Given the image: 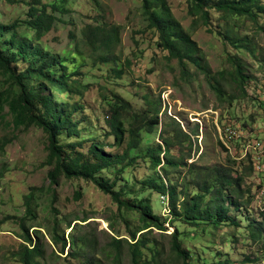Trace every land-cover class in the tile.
Masks as SVG:
<instances>
[{"label":"rangeland","instance_id":"1","mask_svg":"<svg viewBox=\"0 0 264 264\" xmlns=\"http://www.w3.org/2000/svg\"><path fill=\"white\" fill-rule=\"evenodd\" d=\"M33 1L11 0V3L10 0H0V25L13 26L18 22V32L28 36L22 41L30 45L29 53L48 55L63 63L67 72L63 73L57 68L56 77L64 74L73 76L70 84L79 85V94L76 96H55L59 107L66 112H73L76 107L81 109L75 115L76 121H82L79 127L81 138L64 139V144L83 142L82 149H78L82 152H87L92 145L101 144L106 147L105 153L120 157L124 147L117 148L114 138L107 136L110 135L107 126L110 119L109 102L113 95L129 103L133 113L148 114V118H151L155 111H159L158 125L151 134H141V144L130 154V158L136 160L135 163L122 174L119 171L126 162L111 167L98 178L109 184L115 183V191L127 185V193L145 200L150 204L153 214L167 219L165 232L152 229V233L147 236L149 240L157 242L159 248H164L161 264H182L176 262L169 253V236L176 227L182 233L185 247L199 255L198 264H203V260L209 264L225 261H229V264H264V183L260 184L254 172H249L250 162L241 165L238 161L233 164L231 161L236 154H226L217 144L219 131L228 125L239 128L246 125L247 128L264 130V14L259 17L256 26L245 19L224 21L221 15L212 12L211 28L200 23L194 30L187 0H165L174 18L200 50L197 58L210 76L208 79L207 72L188 65L190 77L185 78L178 63L170 61L168 53L158 48L157 34L147 29L142 0H42L44 5L56 4L64 12L56 13L59 22L38 44L31 41L35 33L23 24L29 13L26 5ZM261 4L264 7V0H261ZM104 24L120 29V44L107 64H103L89 50L82 37L87 27ZM210 29L212 34L209 33ZM226 36L231 41H226ZM236 47L243 48L238 50ZM237 59L253 83L246 92L250 99H241L236 85L231 82L230 75ZM26 68L21 63L15 69L23 72ZM116 69L123 72L120 80L113 74ZM220 73L225 74V82L221 81ZM215 81L221 84L220 95L211 87ZM258 86L259 92H256ZM35 87L36 84H32V88ZM10 91L7 79L0 76V94ZM251 99L260 101L263 111ZM133 113L123 119L126 128L133 123ZM11 121V118L7 119V123ZM179 131L187 138H182ZM195 131L197 134H194ZM4 139L13 140V143L6 148L5 153H0V264H19L12 260V254L20 251V245L23 244L20 236L23 232L14 218L24 217L25 198L33 189L43 190V193L36 196L33 203L35 220L27 221L25 228L32 239L36 237L34 230L41 233L38 236L43 239L40 243L45 253V264H85L84 259L72 260L68 257L71 230H76V224L85 225L81 231L97 240L99 259L96 258L92 264H112L113 257H106L108 251L103 249L108 248L110 237H115L116 233L109 231L107 221L116 232L120 230V234L125 235L126 222L130 220L135 226V216L119 213L109 197L83 181H66L62 178L48 193L51 188L48 179L51 168L46 166L48 141L42 131L35 128L14 131L13 127L7 128L4 123L0 126V141ZM173 139L181 145V148L170 151L172 159L179 166L169 169L165 177L162 166L153 168L149 153L162 146L163 141ZM205 169L224 171L234 179L243 176L242 190H252L253 198L258 195V191L261 192L262 202L254 200L249 212L234 210L230 213L240 223V229L223 227L215 232L209 230L212 232L209 236L191 226L171 223L169 200L166 197L161 199L147 184L154 182L156 185L174 186L176 194L184 190L188 195L197 192L193 181L197 175L201 178ZM75 193L81 194L79 201H75ZM127 199L132 197L128 196ZM182 201L183 198H180L176 203L178 210ZM54 215L58 216V220H64L57 230L59 235L64 234L67 241L62 255L58 253L60 246L54 248L50 241ZM84 217L90 219L85 223L76 221ZM68 224L70 228L67 229ZM250 226L263 232L262 240L255 242L250 238ZM78 233L77 236L82 235ZM142 233H138L136 238H141ZM52 251L58 257L51 256ZM123 252L121 264H130L127 246H124Z\"/></svg>","mask_w":264,"mask_h":264},{"label":"trees","instance_id":"2","mask_svg":"<svg viewBox=\"0 0 264 264\" xmlns=\"http://www.w3.org/2000/svg\"><path fill=\"white\" fill-rule=\"evenodd\" d=\"M187 5L188 14L193 19L192 28L194 30L199 27L200 23L211 28L210 14L212 12L221 15L224 21L234 18L245 19L256 26H258L259 17L264 14L261 0H187ZM26 6L29 8V13L27 21L23 24L35 33L31 41L38 44L52 32L54 26L59 22L56 13L62 14L64 10L56 4L44 5L42 0H35ZM142 11L148 24L147 29L155 32L158 36V48L168 53L170 61L178 63L183 70V76L185 78L190 77L188 65H192L199 71L207 72V77L210 79L209 72L201 66L200 60L197 58L200 50L192 41L191 36L174 18L166 1L142 0ZM18 25V22L13 26L0 25V76L7 79L11 89L6 94H0V126L5 123L7 128L13 127L14 131H26L35 128L42 131L46 136L48 141L46 166L51 168L48 174L51 188L48 193L58 185L62 178L66 181H83L93 185L102 195L109 197L112 203L116 205L119 213H129L135 216L134 221H137L135 226L130 220L126 222L125 235H121L120 230L116 232L113 225L107 221L109 231L113 234L116 233L115 237H110L108 248L103 249L108 251L106 257L109 255L113 257L111 259L112 264H121L124 246H127L130 264H161L164 248H159L157 242L149 240L147 236L152 233V229L165 232L164 225L167 219L163 220L153 214L150 204L145 200H139L133 194L127 193V185L124 184L125 186L121 187L119 191H115V183L109 184L108 181L98 178L100 174L109 171L111 167H118L126 162V165L119 171V174H122L124 170L135 163L136 160L130 158V154L137 150L141 144V134H151L154 127L158 125L159 111H155L151 118H148V114L133 113L129 103L119 96L113 95L109 102L110 119L107 126L110 129V135L107 136L114 138L117 148L124 147L120 157H112L105 153L106 147L101 144L92 145L87 152L78 151V149H82L83 142L64 144L62 142L64 139L79 140L81 138L79 127L82 121L75 120V115L81 109L76 107L73 112H66L59 107L55 96H76L79 94V85L77 83L70 84L73 76L67 77L64 74L59 78L56 77L57 68H60L63 73L67 72L63 63L48 55L30 54V45L28 42L22 41L28 36L18 32ZM209 33L212 34L213 31L210 29ZM82 37L89 50L103 64H107L110 62L114 50L120 44V29L111 28L105 24L96 27L90 26L82 33ZM225 40L231 41L229 36H226ZM236 48L240 50L243 47ZM21 63L27 66L23 72L15 69ZM232 71L231 82L236 85L239 97L244 100L250 99L246 92L250 84L253 83L245 75V69L238 59L234 62ZM113 74L118 80L123 76V72L118 71V69L114 70ZM219 77H221V81L225 82L224 73H220ZM32 84H36V87L32 88ZM259 86L256 92H259ZM211 87L217 94H221L222 87L218 81L212 82ZM251 100L258 103L260 110H263L260 101ZM130 113H133L134 120L126 128L123 119ZM8 118L12 119L10 123H7ZM179 134L182 138H187L181 131ZM194 134H197V131ZM12 143L13 140H1L0 153H5L6 148ZM175 148H181V145L173 139L169 142L163 141L162 146L149 153L153 168L162 166L165 177L168 176L169 169H176L179 166L174 162L170 153ZM161 156L162 159H160ZM231 162L236 164L235 160ZM240 163L244 165L246 162ZM248 168L250 173L254 172L250 163ZM195 179L193 182L197 192L188 195L184 193V190L183 193L181 191L180 194H176L174 186L156 185L154 182L147 184L158 196L166 197L169 200L171 214L169 222L171 223L178 222L191 226L209 236L212 235V232L223 227L240 229V223L230 213L234 210L249 212V207L254 202L252 190H242L243 176L234 179L232 175L224 171L205 169L203 176L200 178L197 175ZM196 182H199V185H196ZM42 191L33 189L30 195L25 198L24 217L14 218L23 232L20 236L23 240L20 251L12 254V260L19 264L46 263L45 253L40 243L43 239L38 236H41V233L34 230L36 237L32 239L28 229L25 228L27 221H33L36 218L32 207L36 196L42 194ZM74 196L75 201L81 199L80 193H75ZM128 196H131L132 199H127ZM180 198H183V201L178 210L176 203ZM51 203H54V199ZM54 216V225H52L49 234L50 241L54 248L60 246L58 253L62 255L67 247V241L64 234L59 235L57 230L64 220H58V216ZM88 219L90 218L84 217L76 221L85 223ZM75 227L76 230H71L69 259H84L85 264L95 263V259H99L97 240L91 238L90 234L81 231L85 225L76 224ZM68 228H70L69 224ZM77 228H80L78 231L82 235L77 236L79 234ZM250 228V238L255 242L262 240L263 232L252 226ZM209 230L212 232H208ZM141 232H143L141 238L137 239V234ZM122 236L125 238H121ZM169 238L171 240L169 253L176 262L182 264L199 263V255L193 254L191 249L185 247V240L182 238V233L178 227L175 228ZM51 256L58 257L55 251L51 252ZM248 261L251 262L250 259ZM203 264L209 263L207 260H203ZM218 264H229V261L218 262Z\"/></svg>","mask_w":264,"mask_h":264},{"label":"built area","instance_id":"3","mask_svg":"<svg viewBox=\"0 0 264 264\" xmlns=\"http://www.w3.org/2000/svg\"><path fill=\"white\" fill-rule=\"evenodd\" d=\"M240 127L242 128L232 125L223 127L219 131L217 143L226 154L233 156L235 153L233 160L236 162H250L259 183H264V130L247 128L246 125ZM239 155L242 157L239 158ZM257 194L254 196L255 202H262L264 195L260 191Z\"/></svg>","mask_w":264,"mask_h":264}]
</instances>
